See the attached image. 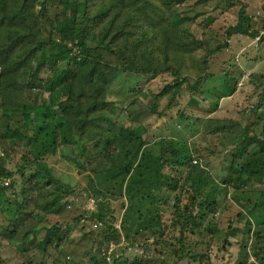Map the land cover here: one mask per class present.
<instances>
[{
  "label": "rangeland",
  "instance_id": "1",
  "mask_svg": "<svg viewBox=\"0 0 264 264\" xmlns=\"http://www.w3.org/2000/svg\"><path fill=\"white\" fill-rule=\"evenodd\" d=\"M149 2L154 8L149 13L152 18L146 20L143 15L139 17L136 35H153L150 43L152 48L154 42L158 41L157 51L151 55L155 61L158 60L157 65L163 73L139 72L137 78L135 77L137 82H132L133 80L125 74L119 75L108 88L105 101H115L118 104L121 101L122 104L120 103L113 112L105 110L103 116L123 125L127 130H137L139 135L140 132L143 134L144 128L143 139L148 144L147 152L153 149L158 151L154 142L163 137L167 140L174 138L186 141L192 149L191 164L195 166L190 175L192 177H188L194 178L193 176L201 174L199 177L203 180L210 176L219 184L220 178L224 177L227 171L226 162L230 153L228 156L225 154L234 147L233 142L242 140L240 137L245 131L252 135L264 130V41L259 40L264 37V0H184L179 5L172 4L170 8L165 7L162 0ZM242 9L246 10L245 14L250 20L247 26L249 31H257L258 37L235 35L226 41V30L238 22ZM179 18L185 20L176 24L178 31L192 35L201 45L187 41L186 46H181L173 40L171 27ZM163 21L165 23L162 24ZM164 33L169 34V41L165 40ZM154 34L158 38H154ZM162 43L166 45L162 46ZM219 48L218 52H214V56L204 62L207 50L216 51ZM185 49L187 53L183 52ZM163 50L167 56L163 54ZM174 55L177 57L174 58ZM143 56L145 57L144 52ZM108 60L117 67L118 62L114 57H109ZM138 62L142 67L148 68L146 61L143 66L144 59H138ZM153 70L155 69L151 66L150 71ZM24 79L26 81L28 76H24ZM176 79L180 81L179 88L173 85ZM229 81L234 87L233 94L219 99L223 85L227 86ZM169 85L173 86L166 95L164 91ZM131 88L135 92L132 91V94L128 95L127 91ZM43 92L46 93L45 87ZM45 97L47 94L42 95V98ZM52 103L51 109L55 111L56 101ZM19 120L21 113L16 115L12 124L15 126ZM27 125L30 123L26 122V127ZM54 125L56 123L51 122L50 126ZM216 127L219 131L213 133ZM30 132L31 135L35 134L33 128ZM67 133H59L54 140L43 146L50 153L42 160L41 165L51 169L55 183L46 186L41 192H34L31 195L33 199L27 200V211L32 212L31 216L38 219L26 217L25 212L22 215L25 227L37 225L34 229L36 232L31 233L35 237L29 238L32 239L31 242H21L20 239L8 241L5 236V232L13 229L10 226L11 221L6 218L14 213L12 203L24 188L23 183L33 174L32 169H20L25 175L21 177V171L18 170L23 166L25 157L30 159L28 153L31 147L28 148L25 140L17 142L18 146L0 142V158L5 162V168L14 174L12 179L5 182L0 180V186L13 184V188L6 190L5 195L0 197L2 264H89L91 254H96L99 250L98 244L102 243V250L105 243L109 244L110 241L106 240L103 244L104 239L100 238L98 231L102 222L90 218L91 213L100 212L99 208H104L105 205L107 215L115 219L114 227L121 229L125 222L126 215L123 210L127 206V200L126 197H119L123 192H116L114 189L105 192L101 187L104 185L99 184L103 173L106 174L120 165L121 154L114 149V145L108 148V151L96 148L95 142L88 138L87 133L84 138ZM5 144L14 148L9 151L7 157L2 150ZM254 149L249 148V152ZM215 150L220 153L212 156L211 151ZM183 168L184 165L176 171L166 168L165 173L180 177L181 183L185 182V186H188L186 181H182L183 174H187L186 168L180 176ZM44 181V177L37 180L39 184ZM191 195L190 191L172 193L169 203L160 206V211L155 217V222L159 221L163 226L160 238L151 233H146L143 237L130 236L129 240L123 238L120 247L128 244L125 253L130 260L139 259L147 264H264V225H260L263 221L259 209L246 211L230 200L223 204L221 201L220 209L223 205V210H216L215 214L207 215L202 225L192 234L184 223L189 214L196 213L192 206L195 199L191 201ZM175 197L180 199L177 211L173 207ZM36 201L41 203L42 208L34 207ZM47 203L53 213L44 209ZM57 205L62 207L59 214L54 213ZM139 210L145 214L143 209ZM238 214L242 217L239 218ZM78 218L81 219L78 221ZM135 221L136 216L132 223ZM247 221L251 224L250 231L243 226ZM18 225L16 222V226ZM184 226L185 229L182 228ZM51 227L63 230L64 238L58 244L61 234H56L46 247L42 248L39 244L44 241L46 232ZM259 231L261 235L256 237ZM178 238L183 239L184 246L191 249L196 255V260L174 258L170 243L177 244ZM162 241L166 244L161 245ZM101 252L102 255L106 251Z\"/></svg>",
  "mask_w": 264,
  "mask_h": 264
},
{
  "label": "trees",
  "instance_id": "2",
  "mask_svg": "<svg viewBox=\"0 0 264 264\" xmlns=\"http://www.w3.org/2000/svg\"><path fill=\"white\" fill-rule=\"evenodd\" d=\"M162 1L165 7L170 8L172 4L179 5L184 0ZM153 9L149 0H0V142L15 146L17 142L25 140L28 148L31 147L28 153L30 161L25 157L23 166L18 170H33L31 177L23 183L24 188L19 191L16 201L13 203L8 201L14 205V213L6 217L11 221L10 226L13 228L5 232L8 241L20 239L21 242L27 240L31 242L35 237L31 233L36 232L34 229L37 225L25 227L22 215L25 212L26 217L38 220L31 216L32 212L27 211V200L33 199L31 195L34 192H41L46 186L55 183L51 169L41 165L42 160L50 153L43 146L64 131L68 132L67 135L73 133L79 138H84L87 133L88 138L95 142L96 148L108 151V148L114 145V149L122 156L119 166L100 176L99 184L104 185L101 187L105 192L114 189L116 192L124 193L119 197H126L127 200V206L123 210L126 215L125 222L121 229H116L115 219L107 215L105 205L104 208H99L100 212L91 213L90 218L102 222L98 231L100 238L104 239L103 244L106 240L110 241L109 244L105 243L102 250L106 252L102 255V243L98 244L99 250L96 254H91L89 264H147L139 259L130 260L125 253L128 244L121 248L120 243L123 238L129 240L130 236L143 237L146 233L160 238L163 226L159 221L155 222V217L160 211V206L169 203L172 193L192 192L190 199L191 201L195 199L192 206L196 213L189 214L184 220L192 234L202 225L207 215L215 214L216 210H223L224 207L222 205L220 209V204L226 200L236 203L242 210L259 209L263 221L260 225H264V130L252 135L245 131L240 137L242 140L233 142L234 147L225 154L228 156L230 153L226 162V174L220 178V183L216 184L210 176L203 180L199 177L201 174L193 176L194 178L188 177L195 170V166L191 164L192 149L186 141L174 138L167 140L163 137L154 142V147H157L158 151L153 149L147 152L148 144L143 139L144 128L143 134L140 132L139 135L137 130H127L123 125L103 116L105 110L113 112L120 103L122 104L121 101L119 104L115 101H105L108 88L119 75L125 74L134 82L139 72L163 73L157 65L158 60L155 61L151 55L157 51L158 41L154 42L152 48L150 43L153 35L151 37L149 33L143 36L136 35L139 17L143 15L146 20L151 19L149 13ZM245 11L242 9L238 22L226 30V41L235 35L258 37L257 31H249L247 26L250 20ZM183 20L185 19L179 18L171 27L173 40L179 42L181 46H186L187 41L201 45V42L194 40L192 35H188L187 32L181 34V30L178 31L176 24ZM164 35L165 40H168L169 34ZM154 38H158L157 35L154 34ZM259 40L264 41V37ZM165 45L166 43H162V46ZM219 50L220 48L216 51L207 50L204 62ZM183 52L188 51L185 49ZM163 54L167 56L165 50ZM109 57L117 60V67L109 62ZM176 57L177 55H174V58ZM137 58L144 59L143 66L146 61L148 68L139 65ZM151 66L155 70L150 71ZM24 76H28L26 81ZM173 85L179 88L180 81L176 79ZM173 85L167 86L164 94H169ZM231 86L230 81L227 86L223 85L218 98L232 95L234 87ZM44 87L46 93L43 92ZM133 88L128 89V95L132 94V91L135 92ZM174 92L176 93V90ZM43 94H47V97L42 98ZM53 101H56L55 111L51 109ZM18 113H21V120L16 122L15 127L12 121ZM26 122L30 123L27 127ZM51 122H55L56 125L51 127ZM32 128L34 135L30 132ZM218 131L219 128L216 127L213 133ZM6 145L2 150L7 157L9 151L14 148ZM251 147L255 149L249 152ZM83 152L84 150L81 151ZM211 153L213 156L220 152L215 150ZM31 162H34V166ZM4 163L0 158L2 182L14 176L5 168ZM182 165L184 168L180 176L186 168L187 174H183L182 181H186L188 186H185V182L181 183L180 177L165 173L166 168L176 171ZM24 176L21 171V177ZM40 177L45 179L43 184L37 182ZM247 185H250L249 189L246 188ZM12 188L13 184L7 187L0 186V197L5 195L6 190ZM179 202L180 199L175 197L173 207L176 211ZM34 207L38 209L42 208V205L36 201ZM49 207L51 206L48 203L44 205L47 212L53 213ZM139 209H143L145 214ZM61 210L62 207L57 205L54 213L59 214ZM135 216L136 221L132 223ZM238 217L242 215L238 214ZM14 218L16 220L13 222ZM80 219L78 218V221ZM16 222L19 223L18 226ZM250 225L247 221L243 226L250 231ZM120 231H123L122 234ZM56 234H61L58 240L60 244L64 238L63 230L51 227L39 246L46 247ZM182 235L181 230L180 236ZM259 235L260 231L256 233V237ZM160 244L166 243L162 241ZM170 246L171 254L176 260H196V255L184 246L182 238L177 239V244L170 243ZM20 248L24 250L23 247Z\"/></svg>",
  "mask_w": 264,
  "mask_h": 264
},
{
  "label": "clouds",
  "instance_id": "3",
  "mask_svg": "<svg viewBox=\"0 0 264 264\" xmlns=\"http://www.w3.org/2000/svg\"><path fill=\"white\" fill-rule=\"evenodd\" d=\"M116 229H120V228H118V227H116ZM121 232V231H120ZM122 234V233H121ZM124 240V239H123Z\"/></svg>",
  "mask_w": 264,
  "mask_h": 264
}]
</instances>
